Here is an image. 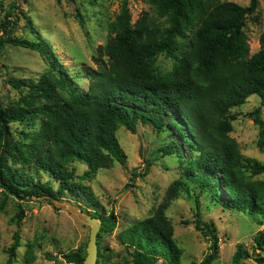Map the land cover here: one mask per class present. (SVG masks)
<instances>
[{
    "label": "trees",
    "instance_id": "trees-1",
    "mask_svg": "<svg viewBox=\"0 0 264 264\" xmlns=\"http://www.w3.org/2000/svg\"><path fill=\"white\" fill-rule=\"evenodd\" d=\"M16 1L0 2L6 32L15 25L10 19L20 18ZM149 2L157 17L144 13L133 23L129 0L123 1L120 14L108 27L109 40L93 58L97 68L85 69L90 82L87 90L59 65L51 45L30 17L28 27L37 36L35 40L0 39V49L5 43L31 49L49 65L37 81L7 80L24 95L9 107L0 101V189L19 201L42 198L52 205L66 195L78 198L79 193L85 194L94 211L83 212L101 222L97 264H109L111 250L102 246L101 239L115 229L117 218L114 212L108 216L102 212L85 182L109 167L112 160L125 166L127 156L117 136L120 128L136 134L140 126H147L168 140L155 151L153 161L161 152L176 155L181 174L151 217L132 223L119 234L129 261L182 264L183 250L174 238L167 210L191 183L199 190L196 229L211 242V254L200 264H213L219 256L220 240L213 224L203 222L202 194L209 191L219 202L224 191L228 201L220 202L222 206L264 218V179H253L264 175V164L243 155L231 137L237 119L233 110L257 95L260 107L249 118L259 129L257 147L264 152V32L260 50L250 56L246 31L247 21L258 13L260 2L250 0L248 6L224 0ZM158 18L165 19L166 26H160ZM162 54L174 61L166 76L156 73ZM13 124L21 130L13 131ZM76 163L86 167L81 175ZM151 165L148 161L145 174ZM38 173H45L50 180L42 182ZM24 213L21 209L17 215L18 227ZM255 243L264 250V230ZM20 247L21 236L16 232L6 264L15 263ZM86 256L80 248L63 258L69 264H84ZM251 257L240 244L232 264H245ZM46 258L59 261L50 253ZM25 259L27 263L35 260L33 244H29ZM256 261L264 264V256L259 255Z\"/></svg>",
    "mask_w": 264,
    "mask_h": 264
},
{
    "label": "rangeland",
    "instance_id": "rangeland-1",
    "mask_svg": "<svg viewBox=\"0 0 264 264\" xmlns=\"http://www.w3.org/2000/svg\"><path fill=\"white\" fill-rule=\"evenodd\" d=\"M123 1L17 0L20 10L16 12L20 18L10 19L15 25L9 26L7 32L3 28L5 12L0 6V39L13 36L35 40L37 36L28 27L30 17L34 27L51 45L59 65L66 69L78 86L87 90L90 82L86 78L85 69L97 68L93 58L98 56L100 47L105 46L109 40L108 27L120 14ZM224 1L242 6L250 3V0ZM259 2L258 13L248 19L246 26L250 56L260 50V36L264 32V0ZM4 4L6 6L8 3ZM129 7L133 23L144 13L157 17L149 0H129ZM157 22L160 26H166L165 19L158 18ZM173 66V59L162 54L157 60L156 73L166 76ZM48 69L47 61L37 51L5 43L3 49H0V101L5 107H9L20 102L24 95L20 90L14 89L7 82L8 79L37 81ZM260 103V97L254 95L244 105L233 110L237 119L233 122L231 137L239 143L243 155L264 164V152L257 147L259 129L249 118V114L260 107ZM262 116L264 118V108ZM12 130L20 131L21 126L13 124ZM117 136L127 156L125 166L112 160L109 167L100 170L93 180L85 184L102 212L106 216L114 212L117 218L115 229L101 239L102 246L111 250L109 264H132L119 234L132 223L154 214L155 209L163 203L170 186L179 179L181 165L176 155H164L162 152L157 155L158 160L153 161L155 151L168 140L164 135L158 136L147 126H140L136 134L122 127ZM148 161L152 165L145 174ZM75 166L80 175L86 170L85 166L78 163ZM38 177L42 182L50 180L45 173H38ZM253 179H264V175ZM198 191L189 183L167 210V216L175 229L174 238L183 250L182 264H200L211 254L210 240L195 225V198ZM224 201H228L224 191L219 202L211 197L209 191L200 197L203 222L213 224L220 240L219 256L213 264H232V258L240 244L252 255L244 263L260 264L256 260L259 255L264 256V250L259 249L255 237L264 230V218L224 207L220 204ZM89 202L83 193H79L78 198L66 195L60 202L63 206L52 205L42 198L19 201L6 196L0 189V264L7 263L16 232L20 233L21 247L17 250L14 264H69L64 260V254L80 248L87 252L91 226L72 213L67 204L81 211L86 209L93 212L94 208ZM21 209L25 212L24 219L18 227L17 215ZM29 244L34 246L35 260L32 263H27L25 259ZM47 253L57 257L59 261L48 260Z\"/></svg>",
    "mask_w": 264,
    "mask_h": 264
},
{
    "label": "water",
    "instance_id": "water-1",
    "mask_svg": "<svg viewBox=\"0 0 264 264\" xmlns=\"http://www.w3.org/2000/svg\"><path fill=\"white\" fill-rule=\"evenodd\" d=\"M54 204L57 206L60 205V202L54 201ZM69 210L76 214L84 223L91 226L90 241L87 247V256L84 260V264H97L99 256V247H98V235L101 229V222L94 217H91L85 214L83 211L76 209L71 204H67Z\"/></svg>",
    "mask_w": 264,
    "mask_h": 264
}]
</instances>
